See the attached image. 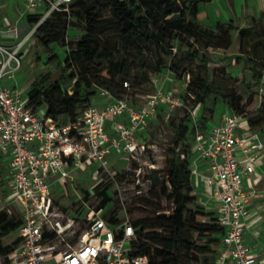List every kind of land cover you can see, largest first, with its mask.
I'll return each instance as SVG.
<instances>
[{
	"label": "built area",
	"instance_id": "1",
	"mask_svg": "<svg viewBox=\"0 0 264 264\" xmlns=\"http://www.w3.org/2000/svg\"><path fill=\"white\" fill-rule=\"evenodd\" d=\"M11 1H20L25 16L41 11L45 3L47 7L22 36L15 31L19 20L13 24L3 16L0 26V34L13 30L14 35L11 43L0 40V152L9 154L12 200L21 213L14 230L16 242L2 255L5 264H147V255L131 253L135 233L130 221L126 218L121 222L116 235L108 219L101 215L103 207L89 208L76 245L55 251L56 240L63 239L62 233L73 227L76 218L55 203L53 185L63 186L65 178L72 179L70 170L88 163L99 162L100 167L107 168L114 149L138 161L140 154L155 146L139 136L140 128L154 116L159 103L174 106L180 98L169 90L158 89L135 107L126 98H115L109 90L100 88L97 95L102 100L96 101L95 95L73 119L58 120L47 115L45 109L41 112L29 103L27 95L24 97L15 85L9 86L3 80L12 78L21 67L22 48L39 23L53 10L66 9L72 0ZM243 117L228 110L205 131L195 125L193 163L200 158L207 162L210 172L203 176L205 191L215 198L218 221L224 227L217 247L219 264L258 261L254 245L245 241L242 218L246 203L256 195L254 188L246 189L244 179L260 169L264 137L257 129L247 127L241 131ZM146 163L148 169L156 168L154 162ZM143 168L142 164L129 167L139 194L146 192L151 183L148 170ZM77 195L85 203L83 196Z\"/></svg>",
	"mask_w": 264,
	"mask_h": 264
},
{
	"label": "trees",
	"instance_id": "2",
	"mask_svg": "<svg viewBox=\"0 0 264 264\" xmlns=\"http://www.w3.org/2000/svg\"><path fill=\"white\" fill-rule=\"evenodd\" d=\"M198 1L72 0L66 9L53 10L39 23L33 37L36 49L46 51L51 60L57 57L51 44L65 46L63 62L58 74L46 72L32 79L27 90L29 103L35 107L43 105L46 114L58 120L63 116L73 119L91 103L100 88H105L113 97L126 98L134 106L128 98L129 60L124 56L111 58V48L117 47L128 54L137 51L142 57L148 51L156 71L168 68L178 78L188 74L186 89L195 101L214 93V77H210L213 70L224 71L226 65L243 61V69L245 65L250 66L254 83L258 85V92L252 95L259 97L264 106V12L258 17H249L247 25L240 28L231 21L209 25L198 16ZM46 7L45 3L41 11L25 16L29 25L39 20ZM72 23L78 28L74 39L68 36L74 33L68 32ZM234 31L240 44L247 45L243 51L247 56H224L226 64L210 67L207 50L228 47ZM97 59L108 60L107 66L96 63ZM194 61H197V71L190 65ZM145 62V58L139 60L141 66ZM242 85L250 87L247 82L226 87L224 102L230 111L246 117L250 129L261 131L264 110L255 115L247 111L236 90ZM198 121V128L205 131L206 117ZM194 132L193 128H187L185 117L179 119L172 138L164 145L165 176H161L159 168L151 169L150 186L139 194L151 196L153 187L159 185V193L171 204L168 212L156 209L151 216L130 221L135 233L131 253L147 255V264H179L186 251L204 258L212 256L214 263L209 264H219L217 247L213 248L212 243L220 241L224 227L218 221L217 211L205 208L199 201L190 178L195 156ZM260 133L264 137V131ZM151 139L147 137L146 141ZM108 188L109 184H105L97 191L99 207L110 201ZM107 219L117 235L119 219L112 215ZM19 223L20 219H13L6 210H0V233L15 230ZM15 242L0 246L1 251L8 250Z\"/></svg>",
	"mask_w": 264,
	"mask_h": 264
},
{
	"label": "rangeland",
	"instance_id": "3",
	"mask_svg": "<svg viewBox=\"0 0 264 264\" xmlns=\"http://www.w3.org/2000/svg\"><path fill=\"white\" fill-rule=\"evenodd\" d=\"M43 8H39L42 10ZM11 22L18 21L16 24V33L20 36L25 34L30 25L22 12V4L13 3L10 5L5 14ZM68 32H74L69 38H76L78 28L75 23H72ZM237 31L233 32L232 41L226 48L208 49L209 55L208 65L213 68L226 64L223 59L224 56L242 55L245 58L247 45H241L237 37ZM52 49L55 51L57 57L54 60L49 59L46 51L36 49L35 39L32 36L29 41L22 48L21 61L22 65L17 70L12 78H7L3 82L9 86L15 84L16 89L24 96L27 95L32 79L41 73L50 72L52 75L59 73V65L63 62L65 46L58 43L51 44ZM111 58L124 56L128 62V74L130 76V90L128 91V98L138 107L146 97L155 93L158 89L169 90L174 96L180 98V103L170 106L166 102L159 103L155 109L154 116H151L139 130V136L146 140L147 137L152 138L155 146L149 148L147 152L140 154L138 161H131L126 153L114 152L109 158L107 168L100 167L99 162L88 163L84 167H78L70 170L72 179H64L63 186L61 184L53 185V197L55 203L63 208L64 212L76 218V221L70 229L62 233L63 239L60 237L56 240L54 249L55 251H63L70 246L76 245L81 238L83 230L86 225V216L89 208H99L100 196L97 191L102 189L105 184H109L108 193L110 201L103 207L101 215L104 218L108 216H116L119 219V224L126 218L129 221H134L138 218L151 216L156 209H167L171 204L159 193V185L153 187L151 196L139 195L136 193L137 185L133 177L134 173L129 167L142 164L143 169L148 170L147 161L154 162L156 168H159L161 176H165L163 168V160L165 156L164 145L169 141L174 132V127L180 118H186L187 128L195 130V125L199 124V119L202 116L206 117V121H213L230 108L224 102L223 92L226 87H231L235 82H243L250 84V87L242 85L237 88V93L241 98V103L245 104L247 111L251 115L264 110L259 97L252 95V92H258V85L254 83L252 78V69L249 65H245L243 69V61L238 64L226 65L224 71L213 70L210 77H214L215 91L214 93H207L203 96L201 101H195L187 89L186 81L188 74L182 78H178L174 72L168 68L161 70H154L152 63V54L146 51L142 57L141 53H129L119 48H111ZM145 58V65H140L139 60ZM96 63L101 66H107L108 60H96ZM197 61L192 62L190 65L196 71L195 67ZM202 74V72H200ZM228 76L236 77L237 79H228ZM44 106H39L42 112ZM67 117L63 116L60 120H65ZM248 127L246 118H241L240 130L244 131ZM264 131V128L261 129ZM260 131V132H261ZM145 160V161H144ZM259 161L262 162L264 167V151H261ZM100 167V168H99ZM99 168V169H98ZM98 169V172H97ZM114 172V173H113ZM118 173L122 176L118 177ZM147 174V173H146ZM139 186V185H138ZM144 186V185H143ZM77 193L83 196L85 203L79 198ZM87 194V197L84 195ZM12 194V180L8 176L3 175L0 168V210H6L9 217L13 219H20L21 213L15 207V201ZM200 201V200H199ZM89 206H87V205ZM205 206V205H204ZM208 209H212L206 207ZM1 232V231H0ZM245 234V233H244ZM15 238L14 230L7 233H0V246L11 244ZM248 242V238H245ZM249 243V242H248ZM213 248L217 247V241L212 243ZM7 252L0 249V264H5L2 255ZM212 256L204 258L202 255L198 256L190 252H183L179 264H209L214 263ZM257 264H264V253H258Z\"/></svg>",
	"mask_w": 264,
	"mask_h": 264
},
{
	"label": "crops",
	"instance_id": "4",
	"mask_svg": "<svg viewBox=\"0 0 264 264\" xmlns=\"http://www.w3.org/2000/svg\"><path fill=\"white\" fill-rule=\"evenodd\" d=\"M11 4H13L11 0H2L0 2V26L2 17L6 16L4 14ZM197 8L199 18L206 24L213 25L221 21H231L240 28L247 25L249 17H258L260 13L264 12V0H200L197 3ZM12 33L13 30L6 35L1 33L0 40L4 43H11L14 40ZM101 100L102 98L97 95L96 101L100 102ZM221 115L216 120H207L206 130L209 128L210 123L219 121ZM109 131L113 133L111 128ZM114 152L125 153L114 149L109 154V158ZM8 159V153L0 152V168L3 175L6 174V176L11 178ZM261 166L262 162L260 161V169L244 179L246 189L254 188L256 195L252 196L246 203V213L242 218L246 225L244 238H248V242L254 245L257 256L258 253H264V167ZM209 172L206 160L200 158L196 164H192L190 178L196 188V194L200 202L206 207L215 209L216 200L214 197H209L206 193L203 180V176ZM218 245L219 242L217 247Z\"/></svg>",
	"mask_w": 264,
	"mask_h": 264
}]
</instances>
